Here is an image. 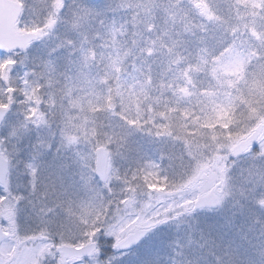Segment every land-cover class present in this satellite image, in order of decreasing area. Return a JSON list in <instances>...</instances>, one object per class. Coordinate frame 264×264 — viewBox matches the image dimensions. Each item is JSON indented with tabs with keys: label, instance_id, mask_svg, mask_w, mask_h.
Returning a JSON list of instances; mask_svg holds the SVG:
<instances>
[{
	"label": "snow or ice",
	"instance_id": "obj_1",
	"mask_svg": "<svg viewBox=\"0 0 264 264\" xmlns=\"http://www.w3.org/2000/svg\"><path fill=\"white\" fill-rule=\"evenodd\" d=\"M0 264H264V0H3Z\"/></svg>",
	"mask_w": 264,
	"mask_h": 264
},
{
	"label": "rangeland",
	"instance_id": "obj_2",
	"mask_svg": "<svg viewBox=\"0 0 264 264\" xmlns=\"http://www.w3.org/2000/svg\"><path fill=\"white\" fill-rule=\"evenodd\" d=\"M162 258H163L164 260H168V259H169V256L164 255V256H162Z\"/></svg>",
	"mask_w": 264,
	"mask_h": 264
},
{
	"label": "water",
	"instance_id": "obj_3",
	"mask_svg": "<svg viewBox=\"0 0 264 264\" xmlns=\"http://www.w3.org/2000/svg\"><path fill=\"white\" fill-rule=\"evenodd\" d=\"M3 2V0H0V3H2Z\"/></svg>",
	"mask_w": 264,
	"mask_h": 264
}]
</instances>
